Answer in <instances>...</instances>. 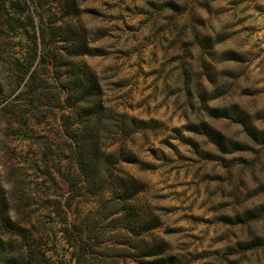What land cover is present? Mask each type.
Returning <instances> with one entry per match:
<instances>
[{
    "label": "rangeland",
    "instance_id": "1",
    "mask_svg": "<svg viewBox=\"0 0 264 264\" xmlns=\"http://www.w3.org/2000/svg\"><path fill=\"white\" fill-rule=\"evenodd\" d=\"M76 81L112 155L72 193ZM77 230L90 264H264V0H0V264H79Z\"/></svg>",
    "mask_w": 264,
    "mask_h": 264
},
{
    "label": "trees",
    "instance_id": "2",
    "mask_svg": "<svg viewBox=\"0 0 264 264\" xmlns=\"http://www.w3.org/2000/svg\"><path fill=\"white\" fill-rule=\"evenodd\" d=\"M56 36V34H54ZM45 60L51 59V61H56L58 55L55 52V49H48V51H45L43 54ZM28 86L31 87V85L28 83ZM86 88L84 85H82L81 82L76 81L68 86L63 85L61 87V97L64 104L63 110L64 113L62 115L63 120V135L65 137L70 138L72 140V143L74 144V152L70 156L71 162H75L78 165L79 174L77 176H72L70 173L67 175L66 180L69 181L70 189L72 193L79 192L82 189V185L91 184L93 182V176H94V169H93V163L92 160L95 158H107L112 155V152L110 151V147H105L101 150V147L98 148L96 146H93L90 142H87V139L85 142L81 141L80 134L85 136L87 132L85 133L82 128L75 126L76 124V117L79 115H86L83 102L81 101L82 97L87 96L88 92L85 91ZM65 95V97H63ZM8 109V107H5ZM12 108V107H11ZM101 121V118H98V123ZM82 125V124H81ZM75 126V127H74ZM80 128V130L78 129ZM89 139H93V136L89 135ZM94 140V139H93ZM118 174L109 173L107 176V181L111 178V182L109 181V185L102 190V193L105 192L107 189L117 187L120 190V194H124L126 191H128V187L125 184L124 181H122L121 178L118 177ZM78 178L81 179V185L79 186ZM119 194V196H120ZM79 205H77V209H79ZM78 219L75 220L73 226L78 229ZM77 232V233H76ZM75 233L77 234V238H80L81 248L84 250V256L83 259L80 260L79 264H90L88 255L91 254V241L86 239V237H82V231L77 230Z\"/></svg>",
    "mask_w": 264,
    "mask_h": 264
}]
</instances>
